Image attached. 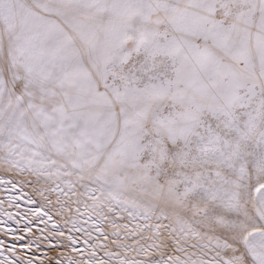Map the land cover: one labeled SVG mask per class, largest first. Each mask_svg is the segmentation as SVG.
Instances as JSON below:
<instances>
[{
  "label": "snow or ice",
  "instance_id": "6c2138e0",
  "mask_svg": "<svg viewBox=\"0 0 264 264\" xmlns=\"http://www.w3.org/2000/svg\"><path fill=\"white\" fill-rule=\"evenodd\" d=\"M0 264H264V0H0Z\"/></svg>",
  "mask_w": 264,
  "mask_h": 264
}]
</instances>
